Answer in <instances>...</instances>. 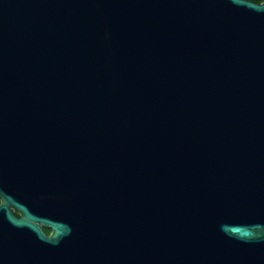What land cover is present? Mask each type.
<instances>
[{
  "label": "water",
  "instance_id": "95a60500",
  "mask_svg": "<svg viewBox=\"0 0 264 264\" xmlns=\"http://www.w3.org/2000/svg\"><path fill=\"white\" fill-rule=\"evenodd\" d=\"M0 264H264V0H0Z\"/></svg>",
  "mask_w": 264,
  "mask_h": 264
},
{
  "label": "flooded vegetation",
  "instance_id": "af4514ba",
  "mask_svg": "<svg viewBox=\"0 0 264 264\" xmlns=\"http://www.w3.org/2000/svg\"><path fill=\"white\" fill-rule=\"evenodd\" d=\"M43 229H44V231H45L47 234H50L51 229H50L49 227H47V226H43Z\"/></svg>",
  "mask_w": 264,
  "mask_h": 264
},
{
  "label": "trees",
  "instance_id": "16d2710c",
  "mask_svg": "<svg viewBox=\"0 0 264 264\" xmlns=\"http://www.w3.org/2000/svg\"><path fill=\"white\" fill-rule=\"evenodd\" d=\"M252 1H255V2H260V1H262V0H252Z\"/></svg>",
  "mask_w": 264,
  "mask_h": 264
}]
</instances>
